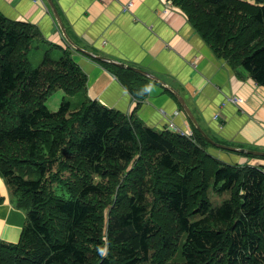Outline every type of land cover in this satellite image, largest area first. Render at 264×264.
<instances>
[{
    "label": "trees",
    "instance_id": "trees-1",
    "mask_svg": "<svg viewBox=\"0 0 264 264\" xmlns=\"http://www.w3.org/2000/svg\"><path fill=\"white\" fill-rule=\"evenodd\" d=\"M168 1L215 57L264 87V0ZM35 35L0 14V176L25 212L0 264H264L260 166L218 160L195 129L147 126L139 103L124 114L91 100L67 51L33 67ZM56 90L83 99L49 111ZM210 189L230 197L212 206Z\"/></svg>",
    "mask_w": 264,
    "mask_h": 264
},
{
    "label": "crops",
    "instance_id": "crops-1",
    "mask_svg": "<svg viewBox=\"0 0 264 264\" xmlns=\"http://www.w3.org/2000/svg\"><path fill=\"white\" fill-rule=\"evenodd\" d=\"M50 1L67 36L82 51L139 69L176 90L211 140L264 152V87L256 85L241 67H229L215 57L170 1ZM129 2L132 7L123 11ZM0 14L33 28L36 35L30 51H38L42 59L45 55L57 59L69 52L86 75V94L91 100L124 114L139 103L136 115L156 130L170 126L184 133L194 130L175 97L160 85L69 46L46 0H0ZM123 81L132 85L126 87ZM228 98L240 103H228ZM210 149L224 155L218 158ZM207 151L224 163L260 166L264 171V157L213 146ZM0 199V241L17 243L25 212L15 207L10 186L1 176Z\"/></svg>",
    "mask_w": 264,
    "mask_h": 264
},
{
    "label": "water",
    "instance_id": "water-1",
    "mask_svg": "<svg viewBox=\"0 0 264 264\" xmlns=\"http://www.w3.org/2000/svg\"><path fill=\"white\" fill-rule=\"evenodd\" d=\"M46 1H47V3L49 4V6L51 8V12H52V14L55 17L57 24L59 25V28H60V30H61V32L63 34V37L66 39V42L69 44V46H71L73 49H75V50H77V51H79V52H81V53H83V54H85L87 56H90V57L94 58L95 60L105 61L108 64H111V65H114V66H117V67H120V68H124V69H127V70L134 71L136 73H139V74L145 76L146 78L150 79L151 81L157 83L158 85H160L162 88H164L168 92H170L175 97V99L178 101V103L180 104V106H181L184 114L186 115V117L189 119V121L193 125V128L211 146H213L215 148L222 149V150L231 151V152H235V153H238V154L246 155V156H260V157H264V152H261V151L246 150L244 148L230 147V146H227V145L219 144V143L211 140L209 137H207L205 135V133L202 131V129L198 126V124H197L194 116L190 112L189 108L187 107V105L185 104V102L183 101V99L181 98V96L176 92V90H173L170 86H168L167 84H165L164 82H162L158 78H156L154 76H151L150 74L145 73V72H143V71H141L139 69H136V68H133V67H129V66H126L124 64H120L119 62H115V61H112V60H109V59H105V58H101V57H98V56H94V55H91L89 53H86V52L82 51L81 48L80 47H77L69 39V37L67 36V34H66V32H65V30L63 28V25L61 24V21L59 19V16H58V14L56 13V11L54 10V8L52 6L51 1L50 0H46Z\"/></svg>",
    "mask_w": 264,
    "mask_h": 264
},
{
    "label": "rangeland",
    "instance_id": "rangeland-1",
    "mask_svg": "<svg viewBox=\"0 0 264 264\" xmlns=\"http://www.w3.org/2000/svg\"><path fill=\"white\" fill-rule=\"evenodd\" d=\"M28 58H29V62L31 63L33 67H36L37 65H39V63L42 60V56H40L39 52L36 50H31L30 53L28 54ZM63 98L67 100L68 102H70V108L72 110H75L78 108L79 104L81 103L83 99V94L77 93L72 96H67L63 93L62 90H56L55 92L52 93L51 96L48 97V99L45 102L47 109L49 111H56ZM210 150L212 151L213 149H210ZM212 153L217 154L218 158L220 155H224L223 151H212ZM260 168L262 169L263 167H260ZM229 197H230L229 192L216 194L212 192V189H210L208 193V198L212 206L220 205L224 200L228 199ZM14 200L16 201V199Z\"/></svg>",
    "mask_w": 264,
    "mask_h": 264
},
{
    "label": "built area",
    "instance_id": "built-area-1",
    "mask_svg": "<svg viewBox=\"0 0 264 264\" xmlns=\"http://www.w3.org/2000/svg\"><path fill=\"white\" fill-rule=\"evenodd\" d=\"M131 7H132V3L129 2L128 4L123 6V11H128ZM227 102L231 103V104H235V105H238L240 103L239 99H237V98H228ZM169 128L170 129L167 128L166 131L178 133L180 135H184V136H187V137H190L192 135L191 131H188V132L184 133V132H181V131L176 130V129H173L174 131L171 130L172 126H170Z\"/></svg>",
    "mask_w": 264,
    "mask_h": 264
},
{
    "label": "clouds",
    "instance_id": "clouds-1",
    "mask_svg": "<svg viewBox=\"0 0 264 264\" xmlns=\"http://www.w3.org/2000/svg\"><path fill=\"white\" fill-rule=\"evenodd\" d=\"M100 251H101V254L103 255L105 250L101 249Z\"/></svg>",
    "mask_w": 264,
    "mask_h": 264
}]
</instances>
